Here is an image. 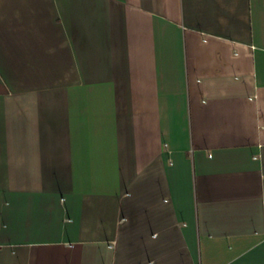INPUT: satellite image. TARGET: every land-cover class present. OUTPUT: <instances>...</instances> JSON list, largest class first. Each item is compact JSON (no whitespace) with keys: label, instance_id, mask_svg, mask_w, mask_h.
Returning a JSON list of instances; mask_svg holds the SVG:
<instances>
[{"label":"crops","instance_id":"obj_1","mask_svg":"<svg viewBox=\"0 0 264 264\" xmlns=\"http://www.w3.org/2000/svg\"><path fill=\"white\" fill-rule=\"evenodd\" d=\"M0 264H264V0H0Z\"/></svg>","mask_w":264,"mask_h":264}]
</instances>
